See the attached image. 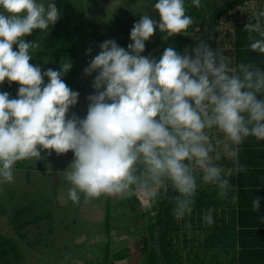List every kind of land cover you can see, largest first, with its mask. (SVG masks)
Here are the masks:
<instances>
[{
    "label": "clouds",
    "instance_id": "9594fccd",
    "mask_svg": "<svg viewBox=\"0 0 264 264\" xmlns=\"http://www.w3.org/2000/svg\"><path fill=\"white\" fill-rule=\"evenodd\" d=\"M192 4L200 7V0ZM153 10L159 22L145 12L131 29L127 49L114 39L99 45L84 69L85 75L97 74L81 119L68 116L79 99L62 79L71 63H61L59 71L30 63L40 45L25 37L55 25L61 15L56 3L0 0V85H19L15 99L0 92V184L13 182L16 163L39 160L42 150L58 156L71 151L64 175L73 203L80 194L89 201L137 193L154 202L171 188L179 221L193 213L198 176L227 198L232 173L216 161L238 160L239 146L249 137L264 141V69L252 62L233 66L203 40L183 54L169 46L159 59L142 55L157 28L167 40L193 24L185 0H156ZM253 16L255 22L245 26L249 46L264 55V10ZM237 200L233 195L232 202ZM259 207L255 197L252 209ZM203 219L214 223L211 209Z\"/></svg>",
    "mask_w": 264,
    "mask_h": 264
},
{
    "label": "trees",
    "instance_id": "16d2710c",
    "mask_svg": "<svg viewBox=\"0 0 264 264\" xmlns=\"http://www.w3.org/2000/svg\"><path fill=\"white\" fill-rule=\"evenodd\" d=\"M52 2L56 3L61 15L54 26L41 34L44 43L38 56H50L58 65L57 71L60 70L61 63L68 60L72 67L64 75L67 78L70 75L75 78L82 72V64L87 57L84 54L87 52L86 44L81 39L87 40L89 37L87 34L84 37L86 30L80 28L83 13L73 0ZM189 7L186 8V14L192 17L193 24L182 35H175L167 40L162 36L160 40L162 51L157 59L163 54L164 49L171 45L179 50L185 46L192 49L203 40L213 49L230 57L233 66L241 62H252L264 69V55L250 49L249 34L245 29L248 23L255 22L253 13L264 10V0H200V7H195L192 3ZM131 29L122 32L120 47L127 49L132 43ZM39 31L35 30L31 35L40 33ZM253 35L259 38L258 34ZM10 86L5 81L0 85V92H8L10 98L15 99L16 92L13 89L5 90ZM216 163L225 170V173L229 171L232 173L229 178L232 187L227 198L221 199L218 196L219 188L204 184L198 176V191L193 213L190 216L185 215L183 220L178 221L173 214V197L176 193L171 188L167 195L161 194L158 206L151 203L146 206L147 210L141 209L140 206L137 208L135 195L121 201L122 204L130 202V209L136 212L135 219L140 222H137L135 227L128 226L127 230L126 228L116 230L108 226L107 222L112 216L108 217L107 233L115 230L120 236L125 230L127 232L130 230L133 234L137 232L135 236L138 238L139 256L136 258L140 259L136 261V258H133L134 264H140L141 259L144 264H264V141L249 137L239 146L238 160L222 156ZM240 168L244 171H239ZM14 169L31 171L32 168L19 163ZM27 181L31 186V172L27 175ZM37 193L42 196L40 191ZM233 195L238 197L236 203L232 202ZM255 197L260 199L258 211L252 209V200ZM30 205L26 207L27 209L23 208L22 212L27 213L33 210V206L40 208L43 204ZM209 209L212 210L214 220L211 225L205 223L203 219ZM111 210L112 208L108 209ZM6 212V207L0 208V217ZM41 213L15 226L18 240L0 235V264H20L22 257L18 253L21 251L18 241L26 238L22 231L30 225H38L49 219L47 215ZM187 224H191V229L186 227ZM128 251L124 249L113 256L106 253V257L98 263L112 264L125 260L130 257Z\"/></svg>",
    "mask_w": 264,
    "mask_h": 264
},
{
    "label": "crops",
    "instance_id": "0c3cea01",
    "mask_svg": "<svg viewBox=\"0 0 264 264\" xmlns=\"http://www.w3.org/2000/svg\"><path fill=\"white\" fill-rule=\"evenodd\" d=\"M73 1L76 5H78L77 7L83 13V19L89 21L85 25L87 27L85 28L86 32L94 31L96 28H99L100 33H98V35L99 34L101 35L102 32L106 33V29H109L107 24L104 25V22H101L102 18L105 19L108 17L107 14H103L102 1H105L103 2L105 4H112L115 11L119 9L125 11L131 7L129 10L126 11L127 15L124 16L128 18L129 24L122 25L120 27L121 29L117 32V36H113L114 40L117 41V44L119 46L121 43L122 32L125 29L132 28L134 23L138 22L141 16L145 12H147V14L152 19L159 22L158 21L159 14L153 10L156 0H144V3L142 0L141 5H138V0L137 1L136 0H83L82 2H80L79 0H73ZM191 3L192 0H185L186 8H190L189 6ZM131 19L135 20V22H132ZM110 25L111 27H114V24H110ZM157 34L161 36L166 35L161 33L159 29L157 31ZM81 39L82 41H84L85 38H81ZM160 44H161L160 40L151 38L149 41L146 42L145 47L148 48L150 51L152 50L154 51L155 47L157 48L156 50L161 49ZM89 64L90 61H87V59H85L84 63L82 64V68H83L82 72L75 77L77 81L82 82L83 77L84 78L90 77L94 74V72L90 76L84 74V69L88 67ZM69 154H73V153L68 152L67 154H65V156L67 157ZM45 167H43V169ZM56 169H58V172L55 174H51L48 169L46 170L38 169V170H33V172L32 170L23 171L24 179L21 182L23 185L20 186L21 191L27 192L30 189L31 193H33L32 194L33 197L39 198L40 202H42L43 200V202L41 203V205L42 204L43 205L40 206L41 208L40 213L42 212L41 213L42 215H47V217H49V219L40 222L38 225H30L26 227V228L37 227L38 229L40 227H44L45 233L44 232L39 233L42 236L41 239L28 240L26 234L24 233L26 238L22 242L28 244L30 250L36 254V258L42 259V261L40 260L37 264H41V263L59 264L58 262H60L59 261L60 258L63 257L58 256L57 254H53L50 256L49 254L46 253L49 250L55 253H70V255L73 254L72 256H69V258H67V260L69 261H67L66 264H99L98 263L99 260L104 259L106 257V253H110V255L113 256L114 254L116 255V253L121 252L124 249L129 250L128 255L130 257H128L125 260L118 261L112 264H134L135 260H133V258H136L138 256L137 246L135 245L136 242H138V238L134 236L133 239L132 231L130 230H129L130 233L125 230V233L120 234V236L119 233L115 230H112L110 233H107L108 232L107 230L108 228L106 227L107 220H106V216L104 217L103 215V210L105 209L104 210L105 212L108 208L106 209L105 206H99L98 202L93 201L94 199L91 200V202L95 203L96 206H85V209L82 208V206H71V205L67 206L65 203L61 205L56 199L55 201H53V199H50L53 205L52 204L48 205L49 203L45 200V198L48 197L47 193L50 194L52 193V191L55 192V190L57 189L56 186L61 184V180L63 179L64 176V173L61 172L64 171L63 166L58 167ZM15 170L16 172H14V176H15L14 178H18L20 174H18L17 171L21 172L22 170H17V169ZM29 172H31V180H32L31 186L28 185V181H27V175L29 174ZM9 188L13 189V186H10ZM38 191L42 193V196H40L37 193ZM27 194L29 193H25L24 197H26ZM64 201L67 200L64 199L62 202ZM25 206L30 207L31 205L30 203L25 202L23 208L27 209ZM93 207L95 211L93 210ZM138 207L139 206H137V208ZM140 208L143 209L141 206ZM140 208L138 210H140ZM60 211H66V213L64 212L61 213ZM100 212L102 213V215H100ZM97 218L101 219V223L103 226L101 230L87 231L84 229V227L88 228L86 225L90 226L89 224H94L93 227H97L98 225H96V223L93 221ZM142 218L143 217L141 216L140 219ZM67 221L68 223H66ZM44 234H47L48 237H44ZM16 239L18 240V238ZM120 240L122 241V243L120 242ZM112 243L114 246L115 245L119 246V249L118 250L112 249ZM54 260L57 262H55Z\"/></svg>",
    "mask_w": 264,
    "mask_h": 264
},
{
    "label": "rangeland",
    "instance_id": "374dc122",
    "mask_svg": "<svg viewBox=\"0 0 264 264\" xmlns=\"http://www.w3.org/2000/svg\"><path fill=\"white\" fill-rule=\"evenodd\" d=\"M79 1L82 2L83 0H79ZM48 2H52V0H45V3H48ZM103 2H105V1H102L103 14H107L108 17L105 19L102 18L101 22H104V25L107 24L109 29H106V33L102 32L101 35L100 34L98 35V33H100L99 28H96L94 31L86 32L83 35L84 37H86V34L89 36L87 41H85V39H84V42L87 45L86 48L88 50L87 52H84V54L87 55V57L85 59H87V61H90V62L100 52L99 45L101 43H103L105 40H108V39H114L113 36H117V32L121 29L120 27L122 25H128L129 24L128 18H126L124 16L127 15L126 11L129 10L131 7L125 11L120 10V9L115 11L112 4H105ZM143 3H144V0H143ZM141 4H142V0H140V1L138 0V5H141ZM99 9H100V7H99ZM131 21L135 22V20H132V19H131ZM88 22L89 21L82 19L80 28H82V29L84 28V30H85V28H87L85 25ZM110 24H114V27H111ZM87 31H88V29H87ZM157 31H158V29H156V32L152 36V38H154L156 40H161L162 36L157 34ZM39 32L40 33H36L35 35L33 34V35L25 37V39L27 41L36 40L40 45V47L38 49H35L33 51V53H32L33 59L30 61V63H32L33 65L40 66L42 71H47L50 68L57 71L58 65H56L54 63V61L50 58V56H47V55L41 56V57L38 56L41 54L39 51H41L40 49L43 48V43H44V42L42 43L43 38L41 36L43 31L40 30ZM37 34H39V35L37 36ZM171 46L176 48L174 45H171ZM186 48L188 49V46H185L184 49H180V50L176 49V50L178 52H180L181 54H183ZM89 49L91 50L90 52H89ZM145 49H147V50H145L142 53V55L150 56V57H153L156 59L158 58V55L162 51V48L159 50H156L157 49L156 47H155L154 51L153 50L150 51L146 47H145ZM14 50H16L15 45H14ZM96 74L97 73L93 74L91 77H85V78L83 77V79H82L83 83L77 81L74 77H72V75H70L68 78L66 75H64L62 77V79L65 81V83L73 91H76L79 93L78 103L70 109V111L68 113L69 117H71V115L75 114L79 118L83 119L87 115V108H88V104H89L88 97L90 95L94 94L95 90L92 87V83H93V80H94ZM74 80H76V82H73ZM44 82H45V84L48 82L47 77H45ZM18 88H19V85L17 83H12L11 86L5 88V90L6 89H13L16 92V93H14L16 96L15 98H17ZM49 151L50 150H42L41 151V159H39V160H36V159L23 160L21 162L20 161L17 162L16 165L19 163H22L25 167H31L32 172H33V170H38V169L39 170L48 169L51 174H55L58 172V169H56V168L63 166L64 171H65L73 160V154H69L67 157L65 156V154L58 156L54 151H52L51 155H49L48 154ZM69 152H71V151H69ZM43 167H45V168L43 169ZM64 171H61V172L64 173ZM14 172H16L15 169H14ZM17 173L20 175L18 176V178H14L13 182L0 184V208H3V209L5 207L7 208L6 214L0 217V235L5 236L6 238H18L17 233L15 231V226H17V224H20L21 222H25L27 220L35 218L40 213V212H38V211H40V208H38L37 206H33L32 211L29 210L30 212L23 213L22 208L24 207L25 202H28L30 204L33 203L36 205L37 204L41 205V203L43 202L42 201L41 203H39V198L33 197V195H32L33 193H31L30 189L27 192L21 191L20 186H23L21 182L24 179L23 178V171H21V172L17 171ZM61 179H62V177H61ZM20 183H21V185H20ZM10 186H13V189L9 188ZM56 188L57 189L55 190V192L52 191V193H50V194L47 193L48 197H46L45 200L49 203L48 205L52 204L50 199H53V201H55V199H56L61 205H63L65 203L67 206L68 205L69 206L70 205L71 206H82V208H84V209H85V206H96V204L92 203L91 200L86 201L84 199L83 194H80L79 203H73L71 201V199L68 200V190L70 188V184L67 182L65 175L63 176V179L61 180V184L56 186ZM49 189H50V187H49ZM48 191H50V190H48ZM25 193H29V194H27L26 197H24ZM135 198H136V200L135 199H133V200L138 202V206H141L144 210H147V209H145L146 206H149V204H151V203L158 206V204H160L159 201H161L162 195H160L154 202L152 200H150L149 198L144 197L141 194L135 195ZM64 199H66L67 201L62 202ZM126 199H128V198H121L120 199L117 197H112V198L101 197L98 199H94L93 201L98 202L99 206H105L106 209L112 208L111 211H108V209H107L104 212L105 209L103 210V215H104V217L106 216V220L110 216V214H108V213L111 212L112 219H110V221L107 222L109 224V225L107 224L109 227H114V229H116V230H119V228H126V230H127L128 226H130V228H132V226H135L137 224V222H140V221L135 219L137 214L135 211H132L130 209V207H131L130 202L129 203L127 202L126 204H124V203L122 204L121 202H119V201L126 200ZM93 210H94V207H93ZM60 212L66 213V211H60ZM100 215H102L101 212H100ZM140 216H141V213H140ZM113 217L118 218V219H115V218L113 219ZM93 221L96 223V225H98L97 227H93L94 224H89L90 226L86 225L88 228L84 227V229L87 231H98V230H101L103 228L100 218H97ZM66 223H68V221ZM141 224H143V222ZM122 225H124V226H122ZM40 232L45 233V228L40 227L38 229L37 227H29V228L23 229V231H22L23 234L24 233L26 234L28 240L41 239L42 236L39 234ZM124 233H125V231H123L122 234H124ZM135 234H137V232H135L134 234L132 233L133 239H134ZM44 237H48V235L44 234ZM125 240H126V238H125ZM120 242L122 243L121 240H120ZM18 244H19V248L21 249V251L18 253L22 257V259L20 260V264H37L40 260L42 261L41 258H40V260L38 258H36V254L30 250V247L28 246V244H26L22 241H18ZM137 244L138 243L136 242L135 245L137 246ZM112 249L118 250L119 246H117V245L114 246L112 243ZM46 253L49 254L50 256L53 254H57L58 256L63 257V258H60V260H59L60 262H58L59 264H66V262L69 261V260H67V258H69V256L73 255V254L70 255V253H55L51 250L47 251ZM138 256H139V252H138ZM138 258L140 259V257H138ZM138 258H136V261L138 260ZM36 259L39 261H37ZM55 262H57V261H55ZM68 263H71V262H68ZM50 264H52V263H50ZM140 264H144L142 262V259H141Z\"/></svg>",
    "mask_w": 264,
    "mask_h": 264
}]
</instances>
